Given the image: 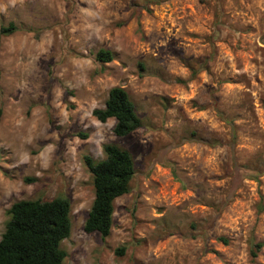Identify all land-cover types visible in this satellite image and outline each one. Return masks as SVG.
<instances>
[{"label":"rangeland","instance_id":"1","mask_svg":"<svg viewBox=\"0 0 264 264\" xmlns=\"http://www.w3.org/2000/svg\"><path fill=\"white\" fill-rule=\"evenodd\" d=\"M10 23L22 30L0 34V238L13 203L67 197L63 264H264V0H0ZM115 86L143 123L124 138L92 114ZM106 144L137 174L102 239L84 231V157L102 161ZM234 162L262 175L228 199Z\"/></svg>","mask_w":264,"mask_h":264},{"label":"trees","instance_id":"2","mask_svg":"<svg viewBox=\"0 0 264 264\" xmlns=\"http://www.w3.org/2000/svg\"><path fill=\"white\" fill-rule=\"evenodd\" d=\"M20 29L10 23L0 29V34L8 36ZM113 60L114 54L104 49L99 51L95 61L103 70V64ZM197 74L198 70H194L193 76ZM92 114L102 123L114 119L116 123L113 131L119 138L127 137L143 127L134 102L122 86L111 88L104 108L95 109ZM218 115L231 129V147L234 149L237 140L234 120L219 111ZM103 152L105 158L99 162L89 155L84 157L94 186V200L85 220L84 231L88 234L97 233L106 239L113 226L115 201L131 192V183L137 171L134 158L128 150L115 144H106ZM261 175L262 172L258 170L234 162V180L228 199L232 198L242 179L259 180ZM260 208L264 209V206ZM71 211V201L67 197L13 203L6 211L8 220L0 238V264H63L67 252L62 244L71 235ZM125 252V248L116 250L120 256Z\"/></svg>","mask_w":264,"mask_h":264}]
</instances>
